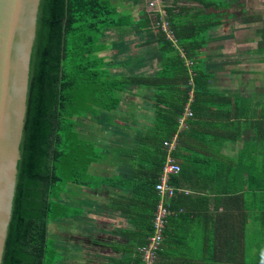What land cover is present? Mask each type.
Listing matches in <instances>:
<instances>
[{
	"label": "trees",
	"instance_id": "1",
	"mask_svg": "<svg viewBox=\"0 0 264 264\" xmlns=\"http://www.w3.org/2000/svg\"><path fill=\"white\" fill-rule=\"evenodd\" d=\"M189 1L200 6L178 4ZM161 4H165L166 16ZM161 4L158 10L143 12L140 20L133 22L111 0L40 1L21 157L2 264H59L63 247L58 235H50L49 225L61 221L86 225L83 230L91 238L89 245L70 250L97 252L111 246L122 254L108 257L104 264H143L139 247L147 244L155 231L160 203L163 201L169 210L163 241L170 221L188 217L187 205L180 203L192 197L184 195L185 188H208L224 195L220 203L228 207L227 241L210 244L213 257L222 262H247L246 242L233 240L234 224L236 220L243 223H237V235L245 239L247 223L253 217L264 220V91L259 93L258 141L253 147L245 144L240 160L229 157L223 161L215 156L181 159L182 149L199 153L200 144L210 143L215 155L220 147V142L184 146L182 140L189 134L183 128L187 108L193 112L185 119L188 126L204 109L214 112V118L223 117L224 110L229 120L243 112L241 89L214 85L218 70L234 55L219 62L214 53L205 52L212 43L235 37V29L227 35L216 33L227 22L235 21L238 12L245 13V6L240 0H161ZM191 9L197 13L191 14ZM249 16L246 23H251ZM163 20L169 23L173 38L158 24ZM115 29L121 32L115 55L124 57L118 64L109 60L108 54L103 55L109 49V31ZM251 30L246 38L258 44L255 55L258 53V61L264 63V26ZM127 34L140 38L137 47L141 55H136L135 48L129 49L130 43L124 39ZM222 48L220 44L218 49ZM251 53L241 50L238 57H252ZM230 126L216 129L224 128L227 139H237L240 131L235 136L236 128ZM99 142L113 143L103 148ZM108 155L112 156L105 163L108 168L98 171L94 164L105 162ZM169 157L180 165V171L167 180L175 194L162 196L156 185ZM206 168H211V173L203 178L201 170ZM219 182L224 186L220 188ZM76 187L88 192L102 187L109 191L104 204L109 211L105 208L100 213L114 217L117 213L126 220L127 225L113 230L128 242L123 248L94 237L98 222H93L89 213L82 216L85 202L76 197ZM86 197L92 201L90 193ZM223 218V214L216 218L217 229ZM241 253V260L235 258Z\"/></svg>",
	"mask_w": 264,
	"mask_h": 264
},
{
	"label": "crops",
	"instance_id": "2",
	"mask_svg": "<svg viewBox=\"0 0 264 264\" xmlns=\"http://www.w3.org/2000/svg\"><path fill=\"white\" fill-rule=\"evenodd\" d=\"M114 5L118 8L119 12L124 15H130L133 22H138L140 18L143 16V12L151 11L152 9L149 7L150 0H111ZM173 2L174 0H170ZM179 5L182 6H200L198 3H194L192 1L186 2H179ZM162 15L166 16L165 4H161L160 6ZM210 11V10H209ZM179 15V8L176 10ZM191 14L197 13L194 9L190 10ZM184 16V15H182ZM237 27V28H236ZM244 26L241 23L240 25H236V23H227L218 29V33L216 35H227L230 34L233 29H235V37L219 40L217 43H212L211 47H209L205 53H214L216 58H218L219 62L223 60L227 61L228 57L234 55L232 61H228L224 68H220L217 72V81L215 79L214 85L218 84L220 89H226L227 87H232V89L240 90L241 93L240 99L242 100L243 112H241V116L238 115L236 118L232 117L230 120L227 118L226 111L223 110L224 113L223 117L219 116L218 118H214V112L205 111L204 109L201 113H198L191 119L189 126L186 124L185 119L188 117L183 118V128L189 130V134L185 136L182 140L186 142L184 145L190 146L191 144L198 145V142H220L219 143V150L218 154L213 155L210 143L207 144H200L199 149L201 151L199 153L189 150L186 148L185 150L182 149L181 159H198L199 157L202 158H211L215 156L216 158L222 159L226 161L229 157L233 160H240V154L243 150V147L247 143L249 146L253 147L254 143L258 141L255 138V131L258 130L257 128V116L258 111L260 110V91L257 90V85L250 86L258 82V79L255 75L259 72L258 68H254L253 64L261 63L258 61V58L255 57V45H251L253 41H250L247 37V33L251 32V28L246 27L248 32L245 31L242 35L239 34L240 31H243ZM121 32L118 29L109 31V36L107 41L109 42V49L108 52H104L103 55L108 54L109 60L111 59L113 63L118 64L119 61H124V57L120 56V53L115 55L116 52H119V49H115L117 47L116 40H120ZM129 43V49L132 47L135 48L136 55H141L138 52L137 42H141L140 38L135 35H126L124 37ZM245 39V42L243 40ZM234 42L233 46H230L228 49V43ZM222 44V50L218 49V46ZM239 49V52L237 51ZM137 50V51H136ZM243 50L248 51L252 50L251 56L245 55L243 57H238L240 51ZM116 51V52H115ZM220 54H224V57ZM238 54V55H237ZM135 56V55H134ZM238 58V59H237ZM142 59L138 60L141 61ZM246 65H251L247 67ZM259 74V73H258ZM243 75H250L248 77H243ZM226 77L230 79V81H226ZM222 81L226 83H230L231 85H223ZM231 89V88H230ZM254 90V91H253ZM257 96H256V94ZM193 97V93L191 94ZM248 107V109H246ZM219 110L220 109H216ZM245 114V117L242 114ZM248 115V116H246ZM190 117V116H189ZM87 120V119H86ZM88 121V120H87ZM91 124V123H89ZM236 128L235 136H238L240 131V135L237 139H227L225 136L227 132L221 129H216L217 127L226 126ZM255 126V127H254ZM96 128V127H95ZM214 138V140L212 139ZM223 142V144H221ZM113 142H99L102 144L103 148H109V146ZM175 143V142H174ZM173 143V145H174ZM125 145H130L131 142H124ZM200 153H203L201 155ZM224 154L225 157H222ZM112 156H106V160L101 161L97 164H94V167L97 168L98 171L101 172V169L107 167L105 163L110 161ZM179 161V160H178ZM177 161V162H178ZM179 163V162H178ZM110 168V167H109ZM211 173V168H206L201 170L202 177H206V174ZM189 175V174H188ZM191 177L196 178V174L191 173ZM189 177V176H188ZM208 177V176H207ZM221 183L219 182V187ZM76 192V197L79 200H83L85 204L82 205L83 209V217H86L89 213L93 222L96 221L98 224V232L96 230L93 232L96 238L102 239L101 241H109L116 243L119 247L123 248L127 241L122 239L119 234H114L113 231L116 228H121L127 225L126 220L121 218L117 213H115V217L107 214L101 215V211L106 208L107 211L109 209L104 205L108 201L109 191L105 187H102L100 190L88 192L83 191L79 187L74 188ZM185 196H192L190 199L183 198L180 203L184 202L187 205L186 213L188 214L187 218H179L170 221L166 238L162 243V248L159 252V256L156 260L155 264H248V262L241 261L240 263L236 261H216L212 254V247L211 243L215 240V242L227 240L225 237L227 236V227H228V219L225 218V213L227 212L228 207L224 205V203H220V199L222 196L221 194H217L212 192L210 189H205L203 191H194L189 188H185ZM191 192V193H190ZM86 193H90L92 195V201L88 202ZM237 204V203H236ZM79 206H81L79 204ZM84 206V207H83ZM207 206V207H206ZM236 212H238L237 208H234ZM241 210V208H240ZM223 214V220L217 222L218 229L216 228V218L221 217ZM102 223V224H101ZM238 224H243L241 221L236 220L235 225V237L233 240L238 243V241L246 242V236L241 234L240 236L237 235L238 231ZM101 225V227L99 226ZM233 224L229 225L232 226ZM86 225H81L79 222L76 224H71L68 221H61L59 223H50L49 231L51 236H59L60 246L63 247V251H60L61 254V262L59 264H104L108 261V257H117L116 255H121L122 253H118L111 249V246L105 248L102 247L101 251H86L84 248L82 251H74L70 250L72 247L80 249L84 245H89L91 240L90 236H87L85 230ZM97 229V227H95ZM243 225H240V231L242 232ZM93 230V227H92ZM246 231V228L245 230ZM96 232V233H95ZM243 236V237H241ZM52 237V238H53ZM216 237V238H215ZM238 237H241V239ZM226 240V241H225ZM100 241V243H101ZM128 243V242H127ZM219 243V244H220ZM101 246V245H100ZM79 247V248H78ZM68 248L69 250H66ZM125 249V248H124ZM216 255V254H215ZM218 257V255H216ZM226 257L225 255L223 256ZM235 258L242 259L241 256L237 255ZM246 260V255H245ZM264 264V263H261Z\"/></svg>",
	"mask_w": 264,
	"mask_h": 264
},
{
	"label": "water",
	"instance_id": "3",
	"mask_svg": "<svg viewBox=\"0 0 264 264\" xmlns=\"http://www.w3.org/2000/svg\"><path fill=\"white\" fill-rule=\"evenodd\" d=\"M41 0H0V264L16 191Z\"/></svg>",
	"mask_w": 264,
	"mask_h": 264
},
{
	"label": "rangeland",
	"instance_id": "4",
	"mask_svg": "<svg viewBox=\"0 0 264 264\" xmlns=\"http://www.w3.org/2000/svg\"><path fill=\"white\" fill-rule=\"evenodd\" d=\"M241 2L244 3L245 6V13L242 12H238L236 20L232 21L230 23H236V25H240L241 23H243V26L245 30L240 31L239 34L242 35L245 31L248 32V29H246V27L255 29L260 28L262 26H264V0H240ZM248 15H251L250 20L251 23H246V17ZM245 17V18H244ZM229 22H227V25L229 24ZM248 24V25H246ZM237 28V27H236ZM250 33V32H249ZM249 33H247V36L249 35ZM245 42V39L243 40L242 43ZM235 43L234 42H230L228 43V49L230 46H233ZM251 45H255L258 46V44H255L254 42H252ZM255 57H259V54L256 53ZM230 59V57L228 58V60ZM260 62V61H259ZM247 67L251 66V65H246ZM252 66H255L254 68H258L259 70V74L257 73V75H255L258 79V82L255 83L253 81V84L250 86H255L257 85V90L261 92L264 91V63H258V64H253ZM250 75H243V77H248ZM226 81H230V79L228 77H226ZM223 85H231L230 83H226L224 81H222ZM254 91V90H253ZM256 94V93H255ZM257 96V94H256ZM260 97H262L260 95ZM262 101H264L262 99ZM261 142L262 139H261ZM246 261L248 262V264H261L264 263V220L257 218H252L246 225Z\"/></svg>",
	"mask_w": 264,
	"mask_h": 264
},
{
	"label": "built area",
	"instance_id": "5",
	"mask_svg": "<svg viewBox=\"0 0 264 264\" xmlns=\"http://www.w3.org/2000/svg\"><path fill=\"white\" fill-rule=\"evenodd\" d=\"M161 4V0H150L149 7L152 10H158ZM162 28L169 32V35L173 38L172 32L168 29L169 23L163 20L161 23ZM193 112L190 108L186 110V117L192 116ZM166 145L169 143L166 142ZM180 171V165L175 162L171 157L168 158L167 163L164 167V173L161 181L156 185V188L161 192L162 196H173L175 194V188L167 183L170 174L178 173ZM169 213L168 207H166L163 201L160 203L158 210L156 212L155 218V231L150 236L147 244L139 247V251L142 254L143 264H153L158 250L160 249L161 243L163 241V229L165 225V217Z\"/></svg>",
	"mask_w": 264,
	"mask_h": 264
}]
</instances>
